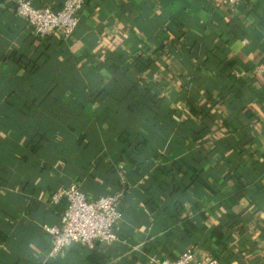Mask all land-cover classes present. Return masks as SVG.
<instances>
[{
	"label": "crops",
	"instance_id": "crops-1",
	"mask_svg": "<svg viewBox=\"0 0 264 264\" xmlns=\"http://www.w3.org/2000/svg\"><path fill=\"white\" fill-rule=\"evenodd\" d=\"M80 17L70 38L38 37L0 0V264H40L72 183L123 192L120 238L47 264L190 247L264 264V0H86Z\"/></svg>",
	"mask_w": 264,
	"mask_h": 264
},
{
	"label": "built area",
	"instance_id": "built-area-1",
	"mask_svg": "<svg viewBox=\"0 0 264 264\" xmlns=\"http://www.w3.org/2000/svg\"><path fill=\"white\" fill-rule=\"evenodd\" d=\"M217 4L236 10L243 0H214ZM18 14L26 19L29 28L38 37L61 32L70 38L80 23V12L86 0H65L61 8L49 5L37 6L32 0H16ZM262 71V68H259ZM123 192L117 191L90 198L78 183H72L53 193L52 202L66 199V207L60 223L45 225L51 235V249L41 260L47 264L49 257L57 256L73 242L92 246L96 242L111 243L120 238L117 227L122 219L121 200ZM155 258V256H154ZM159 264H218V258L209 255L195 260L193 248H187L177 258H163Z\"/></svg>",
	"mask_w": 264,
	"mask_h": 264
}]
</instances>
